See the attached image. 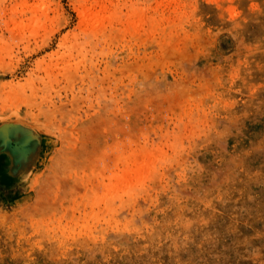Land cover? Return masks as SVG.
<instances>
[{
  "label": "rangeland",
  "instance_id": "rangeland-1",
  "mask_svg": "<svg viewBox=\"0 0 264 264\" xmlns=\"http://www.w3.org/2000/svg\"><path fill=\"white\" fill-rule=\"evenodd\" d=\"M0 125V264H264V0H0Z\"/></svg>",
  "mask_w": 264,
  "mask_h": 264
},
{
  "label": "crops",
  "instance_id": "crops-1",
  "mask_svg": "<svg viewBox=\"0 0 264 264\" xmlns=\"http://www.w3.org/2000/svg\"><path fill=\"white\" fill-rule=\"evenodd\" d=\"M1 127V125H0ZM24 128H28L26 126H24ZM0 144L2 145V137H1V134H0ZM6 157L4 156V154L2 156H0V189L4 188L6 190H10L11 187L15 186L16 183L19 181L18 179L22 177V175H24L25 173H27L26 171L25 172H21L20 174L14 176L13 175H10L11 173H9V175H6V173L4 171L1 170V167L2 165L4 164V161H5ZM5 168V165L4 167ZM10 176V178H8ZM14 176V177H13Z\"/></svg>",
  "mask_w": 264,
  "mask_h": 264
}]
</instances>
